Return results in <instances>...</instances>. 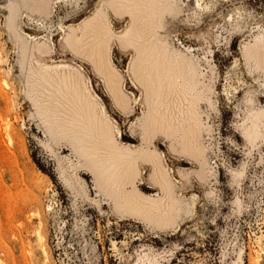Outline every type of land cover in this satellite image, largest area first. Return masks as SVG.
I'll use <instances>...</instances> for the list:
<instances>
[{"label":"rangeland","instance_id":"374dc122","mask_svg":"<svg viewBox=\"0 0 264 264\" xmlns=\"http://www.w3.org/2000/svg\"><path fill=\"white\" fill-rule=\"evenodd\" d=\"M112 2L0 0V264H264V0L158 1L157 40L197 75L203 96L200 161L179 138L154 142L175 198L168 225L117 211L85 169L75 174L77 156L50 139L28 93L31 68L80 69L118 142L145 144L143 89L129 75L137 55L120 37L132 21ZM102 17L113 32L109 59L142 105L131 116L66 42ZM141 167L139 191L159 199L152 166Z\"/></svg>","mask_w":264,"mask_h":264},{"label":"bare ground","instance_id":"6f19581e","mask_svg":"<svg viewBox=\"0 0 264 264\" xmlns=\"http://www.w3.org/2000/svg\"><path fill=\"white\" fill-rule=\"evenodd\" d=\"M158 1L112 2L117 14L130 15L132 21V27L120 37L122 46L134 48L137 55L129 75L143 89L145 103L140 107L146 111L142 126L144 145L131 148L118 142L116 122L99 102L92 81L87 82L80 69L61 65L31 68L27 86L29 96L40 102L38 114L50 139L56 144L65 141L77 156L79 166L71 165L75 174L79 168L85 169L99 196L111 200L117 211L168 225L176 221L175 198L154 142L159 137L171 138L172 142L179 138L181 152L200 161L203 151L199 143L202 123L198 105L203 96L197 75H189L186 64L157 40L163 13ZM112 34L102 17L87 22L80 34L72 31L66 42L77 57L94 67L120 112L131 116L140 107L125 92L123 77L109 59ZM121 137L135 139L124 134ZM141 163L152 166V177L163 189L159 199L143 196L139 191L137 183L145 173Z\"/></svg>","mask_w":264,"mask_h":264}]
</instances>
